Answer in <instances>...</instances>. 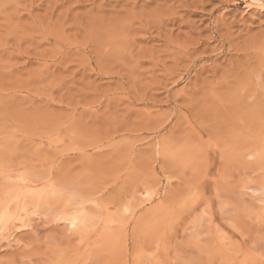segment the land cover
<instances>
[{
  "label": "rangeland",
  "instance_id": "1",
  "mask_svg": "<svg viewBox=\"0 0 264 264\" xmlns=\"http://www.w3.org/2000/svg\"><path fill=\"white\" fill-rule=\"evenodd\" d=\"M0 264H264V0H0Z\"/></svg>",
  "mask_w": 264,
  "mask_h": 264
},
{
  "label": "bare ground",
  "instance_id": "2",
  "mask_svg": "<svg viewBox=\"0 0 264 264\" xmlns=\"http://www.w3.org/2000/svg\"><path fill=\"white\" fill-rule=\"evenodd\" d=\"M79 223V219L77 216H69L66 220V224L70 227V228H74L78 225Z\"/></svg>",
  "mask_w": 264,
  "mask_h": 264
}]
</instances>
